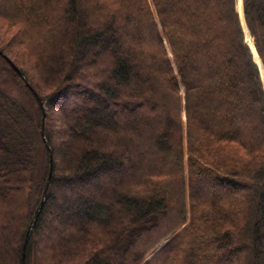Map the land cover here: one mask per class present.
<instances>
[{"label":"trees","instance_id":"obj_1","mask_svg":"<svg viewBox=\"0 0 264 264\" xmlns=\"http://www.w3.org/2000/svg\"><path fill=\"white\" fill-rule=\"evenodd\" d=\"M244 2L264 65V0ZM0 25L18 92L0 84V264H22L49 173L29 86L53 174L25 264H264V93L236 0H0Z\"/></svg>","mask_w":264,"mask_h":264},{"label":"water","instance_id":"obj_2","mask_svg":"<svg viewBox=\"0 0 264 264\" xmlns=\"http://www.w3.org/2000/svg\"><path fill=\"white\" fill-rule=\"evenodd\" d=\"M250 35H251V37L253 39V36H252L251 33H250ZM256 52H257V50H256ZM7 60L10 63L11 67L14 69V71L29 86L28 79H27L26 75L23 73V71H21L14 63H12V61L10 59H7ZM29 87H30L32 93L35 95V97H36V99L38 101V104H39V106L41 108V111H42V123H43L42 137H43L44 143H45V145H46V147L48 149V152H49V173H48V178H47V181H46V184H45V187H44L42 199H41L39 205L37 206V208H36V210H35V212L33 214L31 223L29 225V228L27 230V233H26V236H25V239H24V244H23V249H22V264H25L27 245L29 243L32 230L34 229V227H35V225L37 223V220L39 218V215H40V213L42 211V208L45 205V202H46V199H47L48 190H49V187H50V184H51V180H52V174H53V151H52L48 141L46 140L45 131H44V124H45V119H46L45 106H44L43 102L41 101L40 97L38 96L37 92L33 88H31V86H29Z\"/></svg>","mask_w":264,"mask_h":264},{"label":"bare ground","instance_id":"obj_3","mask_svg":"<svg viewBox=\"0 0 264 264\" xmlns=\"http://www.w3.org/2000/svg\"><path fill=\"white\" fill-rule=\"evenodd\" d=\"M237 3V9L239 12V16H240V20H241V24L243 27V31L245 34V42L246 44L249 46L250 51L252 52V54L254 55L255 61H256V65L258 67V71H259V75H260V79H261V83H262V92L264 93V65L262 63V61L260 60L257 52H256V47L254 44V39H252L251 35H250V31L247 25V21H246V16H245V2L244 0H236Z\"/></svg>","mask_w":264,"mask_h":264},{"label":"rangeland","instance_id":"obj_4","mask_svg":"<svg viewBox=\"0 0 264 264\" xmlns=\"http://www.w3.org/2000/svg\"><path fill=\"white\" fill-rule=\"evenodd\" d=\"M1 26V25H0ZM2 32L4 33V31L1 29L0 30V34H2ZM9 33V32H8ZM9 35V34H8ZM9 37V36H8ZM258 53V52H257ZM259 55V54H258ZM253 58H254V55H253ZM254 61H255V58H254ZM256 62V61H255ZM12 75H10L8 73V71H3V70H0V84L2 86H4L5 88H8L10 87V91L14 92L15 94L18 95V92L14 86V83L12 81ZM62 137H58L57 138V142L59 143L60 140H61ZM222 190H218V192H221ZM62 230H65V229H62Z\"/></svg>","mask_w":264,"mask_h":264}]
</instances>
